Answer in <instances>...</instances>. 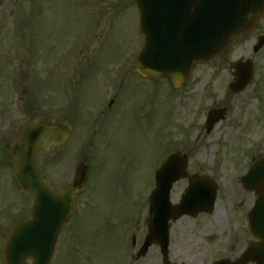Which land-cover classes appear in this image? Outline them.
<instances>
[{
	"label": "rangeland",
	"instance_id": "1",
	"mask_svg": "<svg viewBox=\"0 0 264 264\" xmlns=\"http://www.w3.org/2000/svg\"><path fill=\"white\" fill-rule=\"evenodd\" d=\"M259 35L264 21L174 90L136 73L142 39L133 0H0V250L9 225L31 204L11 190L5 143L39 113L48 123L65 119L74 126L60 149L39 156L55 186L72 179L79 159L91 167L90 188L71 221L88 210L86 224L75 232L70 224L61 234L54 264H162L156 246L135 253L146 233L153 172L175 151L187 154L188 173H211L218 192L211 214L171 224L169 260L212 264L238 256L255 239L244 216L255 196L242 191L238 177L264 154V46L252 51ZM239 58L254 63V84L234 94L227 84ZM217 102L228 105L226 116L206 134V112ZM186 185L176 183L172 201ZM124 228L134 249L129 241L121 245ZM74 233L82 237L76 245Z\"/></svg>",
	"mask_w": 264,
	"mask_h": 264
},
{
	"label": "water",
	"instance_id": "2",
	"mask_svg": "<svg viewBox=\"0 0 264 264\" xmlns=\"http://www.w3.org/2000/svg\"><path fill=\"white\" fill-rule=\"evenodd\" d=\"M134 1L139 13L140 33L144 38L136 58L137 69L145 75L165 77L173 86L184 83L195 63L225 53L230 36L251 30L264 16V0ZM233 67L238 75L233 86L238 90L249 82L252 64L238 61ZM212 116L217 118V114ZM70 131L67 122L45 125L39 116L26 124L9 146L17 188L21 192L32 193L35 203L31 225L20 222L5 238V264H25L27 256L33 257L34 264L48 262L55 233L72 212L75 192L82 189L87 169L80 165L72 183L63 192L55 193L42 178L36 153L39 146L48 150L50 146L64 143ZM185 165L184 155L170 156L158 171L157 187L150 195L149 234L143 251L152 241L158 242L165 264H169L166 261L167 220H175L182 214H196L200 210L209 211L215 197L214 193L211 197L205 196L201 188L195 192L191 185L181 202L171 206L168 199L171 184L184 176ZM242 181L245 188L254 190L257 195L249 213V224L254 236L260 240L247 247L238 259L232 262L222 259L215 264H264V157L252 165Z\"/></svg>",
	"mask_w": 264,
	"mask_h": 264
},
{
	"label": "flooded vegetation",
	"instance_id": "3",
	"mask_svg": "<svg viewBox=\"0 0 264 264\" xmlns=\"http://www.w3.org/2000/svg\"><path fill=\"white\" fill-rule=\"evenodd\" d=\"M212 107H215V108H219V107H223V108H226L227 110H228V105L227 104H225V105H222V106H218V102L215 104V106H212ZM16 134V133H15ZM16 135H14L13 134V138H12V140L14 139V137H15ZM5 146H7V143H5ZM45 178L47 179V176L45 175ZM47 180H49V179H47ZM50 181V183H51V185L54 187L55 186V183H54V185H53V183H52V181L51 180H49ZM187 181V180H186ZM9 183H10V187H12L11 188V190L13 191V184L11 183V181H9ZM57 184V183H56ZM61 186V187H60ZM60 186H58V187H56V188H62V184L60 183ZM55 187H54V189H55ZM55 190H57V189H55ZM31 197V196H30ZM236 210H238V206H236V208H235ZM30 211V210H29ZM29 211H28V213L25 215V216H22V217H20V218H18V219H22V218H26V217H28V215H29ZM17 219V220H18ZM1 223V222H0ZM13 223H14V221H13ZM13 223H11L10 225H12ZM0 228H3V226H1L0 225ZM60 235V234H59Z\"/></svg>",
	"mask_w": 264,
	"mask_h": 264
}]
</instances>
